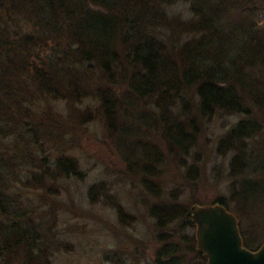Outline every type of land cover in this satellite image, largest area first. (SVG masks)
I'll return each instance as SVG.
<instances>
[{
    "label": "trees",
    "instance_id": "trees-1",
    "mask_svg": "<svg viewBox=\"0 0 264 264\" xmlns=\"http://www.w3.org/2000/svg\"><path fill=\"white\" fill-rule=\"evenodd\" d=\"M179 4L184 17L172 13ZM58 104L114 129L126 169L141 171L151 192L156 163L185 161L209 116L246 114L217 144L234 152L230 165L242 177L244 144L264 127V0H0V264H52L63 244L53 233L57 211L28 196L53 198L61 180L82 175L74 156L45 149ZM188 168L182 179L193 186ZM106 194L100 183L87 190L91 201ZM247 194L237 199L244 215ZM187 211L150 208L159 226L189 224ZM240 235L246 248L260 246ZM179 244L160 247L157 264H181Z\"/></svg>",
    "mask_w": 264,
    "mask_h": 264
},
{
    "label": "rangeland",
    "instance_id": "rangeland-1",
    "mask_svg": "<svg viewBox=\"0 0 264 264\" xmlns=\"http://www.w3.org/2000/svg\"><path fill=\"white\" fill-rule=\"evenodd\" d=\"M185 9L179 4L172 13L184 17ZM55 108L52 130L56 131L48 135L51 140L45 149L47 153L74 156L82 175L61 180L53 198L39 197L41 190L28 193L35 203L48 199L46 207L57 211L53 233L64 241L51 252L52 264H157L158 249L179 242L184 254L181 264L203 262L190 242L192 237L196 241L194 225L187 224L185 218L157 225L150 208L164 203H175L187 211L193 203L213 205L221 199L237 216L239 231L255 241L249 243L250 247L264 242V186L255 183L264 179V127L244 144L248 170L242 177L238 176L242 171L233 170L230 165L234 152L217 148L219 139L246 114L209 116L198 129L196 145L191 147L185 161H168L163 157L161 163H156V170L148 177L155 189L151 192L142 184L147 177L142 179L141 171L133 173L126 169L114 129H105L97 118L88 124L86 120H78L64 104ZM148 138L159 143L154 129ZM190 165L195 167L194 176H189L193 186H186L182 174L186 175ZM250 181L253 183L247 192L244 189ZM92 183L104 184L105 196H111L112 201L103 195L91 201L87 190ZM232 188L237 189L238 197L232 196ZM244 193H248L245 197L249 199L243 210L246 215L239 211L243 202L237 203ZM112 202L119 204L120 215Z\"/></svg>",
    "mask_w": 264,
    "mask_h": 264
},
{
    "label": "water",
    "instance_id": "water-1",
    "mask_svg": "<svg viewBox=\"0 0 264 264\" xmlns=\"http://www.w3.org/2000/svg\"><path fill=\"white\" fill-rule=\"evenodd\" d=\"M187 217L206 264H264V242L256 250L246 248L236 216L223 205H193Z\"/></svg>",
    "mask_w": 264,
    "mask_h": 264
}]
</instances>
